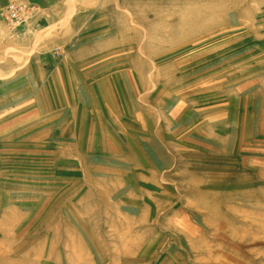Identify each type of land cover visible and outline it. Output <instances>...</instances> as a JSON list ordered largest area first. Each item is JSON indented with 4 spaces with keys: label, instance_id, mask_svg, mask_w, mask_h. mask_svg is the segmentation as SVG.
I'll return each mask as SVG.
<instances>
[{
    "label": "rangeland",
    "instance_id": "374dc122",
    "mask_svg": "<svg viewBox=\"0 0 264 264\" xmlns=\"http://www.w3.org/2000/svg\"><path fill=\"white\" fill-rule=\"evenodd\" d=\"M0 264H264V0H0Z\"/></svg>",
    "mask_w": 264,
    "mask_h": 264
},
{
    "label": "bare ground",
    "instance_id": "6f19581e",
    "mask_svg": "<svg viewBox=\"0 0 264 264\" xmlns=\"http://www.w3.org/2000/svg\"><path fill=\"white\" fill-rule=\"evenodd\" d=\"M11 4H16V6L19 8V11L17 13L6 14V15L4 14V11H3V16L5 17V19L10 20V23H19L20 20L23 22L24 20H26V17L28 15H30L31 12L34 9V6H30V7H26V6L25 7H20L22 3H11Z\"/></svg>",
    "mask_w": 264,
    "mask_h": 264
},
{
    "label": "built area",
    "instance_id": "2783aa9c",
    "mask_svg": "<svg viewBox=\"0 0 264 264\" xmlns=\"http://www.w3.org/2000/svg\"><path fill=\"white\" fill-rule=\"evenodd\" d=\"M30 7L27 4L22 3L20 7ZM19 11V8L16 6V4H10L8 5L5 10L4 14H12V13H17Z\"/></svg>",
    "mask_w": 264,
    "mask_h": 264
},
{
    "label": "crops",
    "instance_id": "0c3cea01",
    "mask_svg": "<svg viewBox=\"0 0 264 264\" xmlns=\"http://www.w3.org/2000/svg\"><path fill=\"white\" fill-rule=\"evenodd\" d=\"M54 83H58V82L54 81ZM43 92L40 94V97H39V101H40L42 107H43L42 103H43V98H44V93Z\"/></svg>",
    "mask_w": 264,
    "mask_h": 264
}]
</instances>
